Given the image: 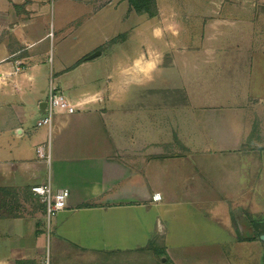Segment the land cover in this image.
<instances>
[{"label": "crops", "instance_id": "1", "mask_svg": "<svg viewBox=\"0 0 264 264\" xmlns=\"http://www.w3.org/2000/svg\"><path fill=\"white\" fill-rule=\"evenodd\" d=\"M258 1L0 0V264H257ZM52 86L74 109L39 125ZM37 183L70 190L50 220Z\"/></svg>", "mask_w": 264, "mask_h": 264}, {"label": "built area", "instance_id": "2", "mask_svg": "<svg viewBox=\"0 0 264 264\" xmlns=\"http://www.w3.org/2000/svg\"><path fill=\"white\" fill-rule=\"evenodd\" d=\"M20 62L17 61V68H20ZM47 105L45 107L46 114L38 120V124H51L53 113L57 109H68L73 111L74 107L66 99L63 93H60L56 87L52 86L50 93L46 99ZM38 151L41 156L50 159V152L43 150V147H39ZM33 193L40 198L46 204V211L48 219L50 220L57 212L64 209L67 205V198L70 194V190L67 187L54 189L50 183H37L32 185ZM160 192H156L153 195L154 199L160 197Z\"/></svg>", "mask_w": 264, "mask_h": 264}, {"label": "rangeland", "instance_id": "3", "mask_svg": "<svg viewBox=\"0 0 264 264\" xmlns=\"http://www.w3.org/2000/svg\"><path fill=\"white\" fill-rule=\"evenodd\" d=\"M253 2H258L256 5H261L262 2H259L258 0H247V3H245V5H248V3H253ZM243 3V4H244ZM184 32V33H183ZM185 32L187 31H173V41L176 40L178 41V44H173V53H178V52H182V53H185V49H187V46H183V40H184V34ZM192 34H193V37L195 39L198 40V37L202 35V37H205L206 35V31H203V30H196V29H193L191 30ZM255 32V30H254ZM171 33L172 31H165L164 34L162 35L163 39H170L171 37ZM256 34L261 37V34L262 31H258L256 32ZM196 40V41H197ZM196 43V42H195ZM190 49H194V48H202L201 46H197L196 44H192L191 46H188ZM180 50V51H179ZM163 53H165L164 51V47H163ZM178 75V74H177ZM174 80L176 81V84L179 85V80L176 76H174ZM179 98H181V95L180 94H175L174 97H173V101H178L180 100ZM241 221H236L235 222V225L237 226V233L238 234H241V238L244 239L245 235L248 237L250 235V232L251 230H253V228L251 227L252 224L254 223H250V221L248 220L247 216H244L241 217ZM256 225L258 226V232H263L264 233V217L262 218L261 216H259V219L256 223ZM256 252L258 254V260H257V264H262V258L260 257H263L264 258V241L261 239L258 240L257 244H256Z\"/></svg>", "mask_w": 264, "mask_h": 264}, {"label": "trees", "instance_id": "4", "mask_svg": "<svg viewBox=\"0 0 264 264\" xmlns=\"http://www.w3.org/2000/svg\"><path fill=\"white\" fill-rule=\"evenodd\" d=\"M140 12H148L150 15L157 13L156 0H129ZM263 232H258V236Z\"/></svg>", "mask_w": 264, "mask_h": 264}, {"label": "water", "instance_id": "5", "mask_svg": "<svg viewBox=\"0 0 264 264\" xmlns=\"http://www.w3.org/2000/svg\"><path fill=\"white\" fill-rule=\"evenodd\" d=\"M101 53V50L100 49H97L96 51H94L93 53H91V57H94V56H96V55H98V54H100ZM46 105H47V101L46 100H44V101H42V103L40 104V106L42 107V108H45L46 107ZM260 238L264 241V233H261L260 234Z\"/></svg>", "mask_w": 264, "mask_h": 264}]
</instances>
